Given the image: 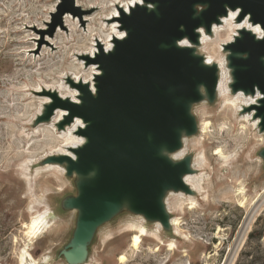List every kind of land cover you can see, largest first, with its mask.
Instances as JSON below:
<instances>
[{"label":"water","instance_id":"obj_1","mask_svg":"<svg viewBox=\"0 0 264 264\" xmlns=\"http://www.w3.org/2000/svg\"><path fill=\"white\" fill-rule=\"evenodd\" d=\"M60 1L51 35L65 14L82 13L76 0ZM143 1L129 12L118 8L124 38H115L108 52L98 42L96 57H83L87 67L94 64L101 73L94 77V90L68 77L79 103L58 91L42 93L51 102L35 126L50 123L58 110L68 113L57 124L59 131L76 118L85 124L76 132L85 143L72 149L74 157L51 156L42 162L64 167L66 176L76 179V195L62 201L64 211L77 212L72 239L60 252L67 264L87 263L98 230L123 212L172 230L166 199L172 192L194 195L185 177L196 173L191 155L180 160L174 155L199 132L194 107L218 99L220 67L198 52L200 29L213 35V26L230 11H239L237 23L248 20L261 30V36L239 30L223 48L232 94L261 96L244 112H255L264 134V0ZM260 157L264 162V149Z\"/></svg>","mask_w":264,"mask_h":264},{"label":"rangeland","instance_id":"obj_2","mask_svg":"<svg viewBox=\"0 0 264 264\" xmlns=\"http://www.w3.org/2000/svg\"><path fill=\"white\" fill-rule=\"evenodd\" d=\"M111 2L80 0L82 13L65 14L62 25L51 35L52 16L61 1L0 0V264H19V255L28 244L35 259L49 256L50 264H67L60 252L72 239L77 212L64 211L62 201L76 195V179L65 173V184L60 189L55 177L46 176L36 189L35 169L45 159L31 167L28 180L20 165L40 159L59 140L45 126L40 128V134L30 138L23 132L27 125L28 129L36 127V115L40 109L44 110L41 106L44 96L37 94L35 88L43 86V81L56 83L67 70H74L72 66L78 70L74 63L76 56L80 50L90 52L92 46L90 37L84 36L82 30L87 31L90 26L92 32H100L99 21L108 18ZM68 14L72 19L66 23ZM58 28L65 34L57 36ZM110 28L111 24L101 33L103 39L112 33ZM226 36L224 33L222 40H227ZM37 38L40 40L36 43ZM41 38L48 41V46L43 47ZM93 38H99V34ZM211 38L216 39L214 34ZM200 48V54L210 53ZM223 55L226 61L224 50ZM220 102L218 98L214 104L204 102L193 109L198 124L204 110L211 112L206 118L210 127L202 147L194 146L199 132L187 138L189 150L184 157L191 155L195 159L204 151L208 166L195 173L205 180L203 191H194L192 195L198 203L194 209H190L188 202L181 211L176 209L180 193L172 192L167 197L171 217L180 221L181 234L177 236L173 228L171 231L162 228V233L157 234L156 223L123 212L98 230L87 263L264 264V162L260 157L264 134L250 124L235 121L232 108L222 111ZM47 180L50 189L45 187ZM48 209L55 213L57 228L30 244L26 235L28 222ZM140 218L146 225L141 238L131 231V222ZM135 237L139 239V249L131 245Z\"/></svg>","mask_w":264,"mask_h":264},{"label":"bare ground","instance_id":"obj_3","mask_svg":"<svg viewBox=\"0 0 264 264\" xmlns=\"http://www.w3.org/2000/svg\"><path fill=\"white\" fill-rule=\"evenodd\" d=\"M136 4L142 5V4H144V1L143 0H128V1L112 0L111 5H110L111 13L109 15H107L108 18H106L104 20L101 19L99 21L100 22V32H97L99 34V38H93L95 35H97V33L92 32L90 30V26L88 27L89 29H87V31L82 30V34L84 36L90 37V42H92V46L89 50L90 52H84L83 50H80L79 54L76 56L74 63L78 67V70L76 67L72 66L74 68V70H71V71L67 70L66 73L63 74L64 76H59L58 80H56V83H46L45 81H43V84H44L43 86L38 85L35 88V89H37L36 90L37 94H42L45 91H58V93L62 97H64V98L70 97L73 99V101L79 103V98H78L79 92L77 90L70 88V86L65 81V79L68 77L73 78L76 82L83 81L84 83H89V84H91V86L94 90V77H95V75L101 74V73H100L98 67L94 64H92V66L87 67L86 61L83 59V57L95 58L97 53L99 52L98 42H100L103 45V47L105 48L106 52H108L113 48V46H114L113 41L115 38H119V39L124 38L125 32H122L119 30L120 23L117 21V18L120 17V13H119L118 8L122 7L123 9L126 10V12H129L130 8L134 7ZM76 5L78 7H81L80 0H76ZM83 7L84 6H82V8ZM99 7L102 9L101 6H99ZM238 14H239V11H235V12L230 11L229 15L227 17L222 18V23L220 25L215 24L213 26V34L216 37V39L214 41L211 38V36L207 35L204 32L203 29H200V33H201V48L200 49H205V50L210 51V53L205 56L208 64H210V65L211 64H217L220 67V82H219V88H218V98L221 101L220 102V108L222 109V111L225 110L227 107H231L232 108L231 111L233 113V117H234L235 121H237V122L243 121V124L244 123L250 124L253 128H255V130H257V129H259V120L253 119L255 112L253 111L252 113H247V112L245 113L244 110H245V108H248L254 104H257L258 100L261 98V96H260V94H257L256 96H251V95H245L242 92H240L238 94H232L230 92L231 91L230 90L231 77H230L229 71L227 70L225 56L223 55L224 48L222 46L234 41L235 36H238L239 30L248 29V30L255 32L259 36H261L260 27L259 26H253L248 20H245L243 23H237L236 19L238 17ZM71 16L72 15L68 14L65 17L66 23L70 22V19H72ZM110 24H111L110 29H111L112 33L111 34L108 33L109 35H107L106 38L103 39L101 33H105ZM60 33L63 35L65 34L63 32V30L59 29L56 35L58 36V34H60ZM224 33L228 34V38L226 36L227 40L225 38H224L225 40H222V35ZM36 36H38V35H36ZM38 37H40V34ZM39 40H40V38H37V39H35V42L37 43V41H39ZM41 40H43L41 42L43 47L48 46V41L46 39L44 40L41 38ZM221 41H225V42L220 45ZM36 43H35V46H36ZM182 44L187 45L188 42L184 41V42H182ZM88 68H89V72L87 71ZM41 101H42L41 106L44 107V105L49 104L51 102V99H50V97L44 96L43 98H41ZM241 112H244V113L241 117H239ZM210 113L207 112L206 110L203 111L202 121H200V124H199V136L196 137L197 139L195 140V143H194L195 147H202L203 146V139L206 135V132H208V129L210 127V123L206 124V122H207L206 118L210 115ZM42 114H43V109H40L38 114L36 115V119L38 118V116H41ZM67 114L68 113L66 111L58 110V111H56V113H55L54 117L52 118V120L50 121V123L41 124L39 126H36L34 128H30V129H28V125H27V127H26L27 130L25 129L23 132V134L27 138H30L33 135L40 134V128L45 126V127H48L49 130H52L50 132H53L55 138H57V140H59V144L55 148L47 150L46 153H44V155L41 156L42 158L40 157V159L39 158L38 159H30V160H27L26 162H24L23 164L20 165L22 172L25 174L26 180H28V178L31 176V172H32L31 167L33 165H35L37 162H39V160L47 159L51 156H59V155H69V156L74 157L72 149L78 148L85 143V139L76 134L78 128H84L85 127V124H84L82 119L76 118L74 121L75 123L72 126L66 127V129L63 131H59L57 129V124L59 122H61L63 120L64 116ZM187 142H188V140L185 139L184 140V148L179 153L174 155V158L179 159V160L181 158H184L187 150H189ZM207 166H208V163H207L206 154L204 151H200L199 154L194 159L193 169L195 171H197L198 169L204 168ZM65 173H66L65 168L61 167L59 165H56V164H46V165H42L41 167L36 168L35 169V176H34L36 189H39L40 181L43 180V178L46 176L55 177V179L58 182V186L60 187V189H62L63 185L65 184V181L63 178ZM203 180H205L204 176L199 177L197 174L187 175L185 177L186 184L196 193H201L203 191V186H202ZM45 187L46 188L50 187L48 180L45 183ZM179 196L180 197L177 200V205H175L177 210L181 211L186 202L189 203L190 209H194L196 207V205L198 204L197 201L195 200L194 196H192V195L187 196L183 193H180ZM40 198L44 199V196H41ZM166 202H167L168 211L172 215L173 213H172V208L169 204V198L167 199ZM55 225H56V216H55L54 211H52L51 209H48V210H46V211H44V212H42L36 216H33L30 219V221L28 222L29 227L27 229L28 231L26 234L28 236L29 243L33 244L35 241H37L38 239L43 237L44 234L49 232ZM171 225H172V228L174 230V233L177 236L180 235L181 230H180L179 219L171 217ZM145 226H146L145 220L140 218L135 222H133V221L131 222V231L137 232L136 236L141 238V236L144 235V233H145V231H144ZM54 228H57V227H54ZM100 232H102V231H100ZM155 232L157 234L162 233V227L159 223H156ZM138 237H135L131 241L132 242L131 245L135 249L140 248V242H139ZM174 246H175V243L172 242L170 244L171 249H173ZM30 251H31V249H30V246L28 244L22 250L21 254L19 255V264H50L49 256H44L41 260H37L32 256ZM84 264H89V263H84Z\"/></svg>","mask_w":264,"mask_h":264}]
</instances>
